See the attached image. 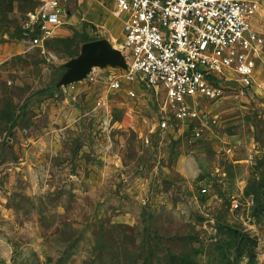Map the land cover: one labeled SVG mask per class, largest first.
I'll return each instance as SVG.
<instances>
[{"label":"rangeland","instance_id":"rangeland-1","mask_svg":"<svg viewBox=\"0 0 264 264\" xmlns=\"http://www.w3.org/2000/svg\"><path fill=\"white\" fill-rule=\"evenodd\" d=\"M39 1L0 0V264H264V55L253 88L202 103V138L161 132L165 92L114 91L122 67L65 84L85 43L122 50L115 0H64L31 47Z\"/></svg>","mask_w":264,"mask_h":264},{"label":"built area","instance_id":"built-area-1","mask_svg":"<svg viewBox=\"0 0 264 264\" xmlns=\"http://www.w3.org/2000/svg\"><path fill=\"white\" fill-rule=\"evenodd\" d=\"M263 7L264 0H115L127 67L109 80L110 88L132 97L135 83L161 88L167 106L157 129L174 128V120L188 126L192 138H202L205 127L217 121L202 103L221 96L224 83L244 89L257 83L264 55L257 19ZM67 18L64 0H40L28 15L24 41L43 46Z\"/></svg>","mask_w":264,"mask_h":264},{"label":"water","instance_id":"water-1","mask_svg":"<svg viewBox=\"0 0 264 264\" xmlns=\"http://www.w3.org/2000/svg\"><path fill=\"white\" fill-rule=\"evenodd\" d=\"M105 64L127 67L122 50L110 49L103 39L87 42L84 44L81 54L74 60V66L68 73L65 84L83 79L95 65Z\"/></svg>","mask_w":264,"mask_h":264},{"label":"crops","instance_id":"crops-1","mask_svg":"<svg viewBox=\"0 0 264 264\" xmlns=\"http://www.w3.org/2000/svg\"><path fill=\"white\" fill-rule=\"evenodd\" d=\"M66 4V3H65ZM67 6V5H66Z\"/></svg>","mask_w":264,"mask_h":264}]
</instances>
